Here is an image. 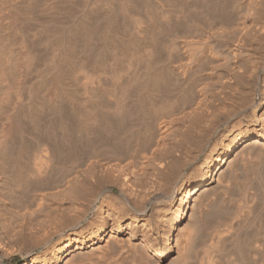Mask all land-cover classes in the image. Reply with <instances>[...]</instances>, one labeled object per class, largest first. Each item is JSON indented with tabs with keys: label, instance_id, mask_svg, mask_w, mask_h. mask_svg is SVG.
<instances>
[{
	"label": "bare ground",
	"instance_id": "obj_1",
	"mask_svg": "<svg viewBox=\"0 0 264 264\" xmlns=\"http://www.w3.org/2000/svg\"><path fill=\"white\" fill-rule=\"evenodd\" d=\"M13 256L264 264V0H0Z\"/></svg>",
	"mask_w": 264,
	"mask_h": 264
},
{
	"label": "rangeland",
	"instance_id": "obj_2",
	"mask_svg": "<svg viewBox=\"0 0 264 264\" xmlns=\"http://www.w3.org/2000/svg\"><path fill=\"white\" fill-rule=\"evenodd\" d=\"M10 259L5 260L6 262H4L3 264H19L22 261V257H20V256H13ZM0 264H2L1 261H0Z\"/></svg>",
	"mask_w": 264,
	"mask_h": 264
}]
</instances>
